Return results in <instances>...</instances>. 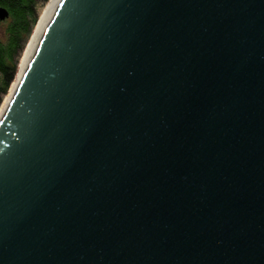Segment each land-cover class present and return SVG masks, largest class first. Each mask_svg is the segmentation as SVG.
<instances>
[{"label": "water", "instance_id": "water-1", "mask_svg": "<svg viewBox=\"0 0 264 264\" xmlns=\"http://www.w3.org/2000/svg\"><path fill=\"white\" fill-rule=\"evenodd\" d=\"M0 264H264V0H59L0 117Z\"/></svg>", "mask_w": 264, "mask_h": 264}, {"label": "trees", "instance_id": "trees-1", "mask_svg": "<svg viewBox=\"0 0 264 264\" xmlns=\"http://www.w3.org/2000/svg\"><path fill=\"white\" fill-rule=\"evenodd\" d=\"M49 0H0L8 17L0 20V105L15 79L18 63Z\"/></svg>", "mask_w": 264, "mask_h": 264}, {"label": "bare ground", "instance_id": "bare-ground-1", "mask_svg": "<svg viewBox=\"0 0 264 264\" xmlns=\"http://www.w3.org/2000/svg\"><path fill=\"white\" fill-rule=\"evenodd\" d=\"M59 0H49L47 2V4L45 5V7L43 8L39 19L32 31V34L29 38V40L27 41L25 48L22 52V55L20 57L19 60V64H18V69H17V73L15 76L14 81L12 82L10 89L8 91V93L5 95L1 105H0V117L3 114L7 104L9 103L12 95L14 94L25 70L26 67L28 65V63L30 62L34 51L44 33V30L58 4Z\"/></svg>", "mask_w": 264, "mask_h": 264}, {"label": "rangeland", "instance_id": "rangeland-1", "mask_svg": "<svg viewBox=\"0 0 264 264\" xmlns=\"http://www.w3.org/2000/svg\"><path fill=\"white\" fill-rule=\"evenodd\" d=\"M1 28H2V27L0 26V33H1V30H2ZM18 64H19V63H18Z\"/></svg>", "mask_w": 264, "mask_h": 264}]
</instances>
